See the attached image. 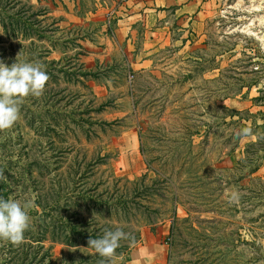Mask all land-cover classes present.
Listing matches in <instances>:
<instances>
[{"label": "rangeland", "instance_id": "rangeland-1", "mask_svg": "<svg viewBox=\"0 0 264 264\" xmlns=\"http://www.w3.org/2000/svg\"><path fill=\"white\" fill-rule=\"evenodd\" d=\"M206 1L0 0V60L49 77L0 131V197L34 205L0 264H100L60 216L128 234L112 264H264V0Z\"/></svg>", "mask_w": 264, "mask_h": 264}, {"label": "clouds", "instance_id": "clouds-1", "mask_svg": "<svg viewBox=\"0 0 264 264\" xmlns=\"http://www.w3.org/2000/svg\"><path fill=\"white\" fill-rule=\"evenodd\" d=\"M16 61L10 66L0 60V131L10 129L19 119L20 108L28 96L39 98L49 79L42 65L27 61ZM238 137L253 136L251 127L240 129ZM253 139L255 137L253 136ZM0 179L3 177L0 171ZM31 201L21 203L15 199L0 197V240L18 246L24 241V233L30 228L29 212L33 208ZM128 239L121 229H105L102 237L89 238L88 246L101 257L100 264H112L120 241Z\"/></svg>", "mask_w": 264, "mask_h": 264}, {"label": "trees", "instance_id": "trees-1", "mask_svg": "<svg viewBox=\"0 0 264 264\" xmlns=\"http://www.w3.org/2000/svg\"><path fill=\"white\" fill-rule=\"evenodd\" d=\"M264 157V155H263ZM255 170V169H253ZM77 194H79L80 198L82 200H84L85 204H100L104 203L103 201H99V199L95 198V196L93 194H90L89 190H83V192H78ZM119 205L122 207L123 210H128L129 209V203H128V199L127 198H121L118 199V203H116L115 207H119ZM64 216H60L59 218L54 217L52 219V223L53 226H61L63 227L62 229L59 230H68V233H66L65 237L67 239V242H69L71 245H79V248L81 247L80 245L84 244L86 246H88V240L89 238H100L103 235L102 231H97L95 229H85V228H81L79 223L80 222H74L73 218H63ZM60 227V228H61ZM108 230H112V227L108 225L107 227ZM62 232V231H61ZM45 233V231H44ZM91 250L94 251L93 248L89 247ZM120 251H127V249H129V247L127 245L123 246L122 248H119ZM92 260V259H91ZM93 261H87V263L85 264H92Z\"/></svg>", "mask_w": 264, "mask_h": 264}, {"label": "crops", "instance_id": "crops-1", "mask_svg": "<svg viewBox=\"0 0 264 264\" xmlns=\"http://www.w3.org/2000/svg\"><path fill=\"white\" fill-rule=\"evenodd\" d=\"M136 7L139 4H143L146 6H151L153 9H157L161 6H174V5H181L179 9L183 11H192L201 9L200 7H205L208 2L206 0H134ZM138 257H136L137 259ZM147 257H143L146 259ZM141 259V257H140Z\"/></svg>", "mask_w": 264, "mask_h": 264}]
</instances>
